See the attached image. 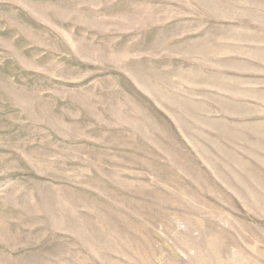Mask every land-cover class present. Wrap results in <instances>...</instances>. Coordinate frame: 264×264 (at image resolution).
Instances as JSON below:
<instances>
[{
    "label": "rangeland",
    "instance_id": "1",
    "mask_svg": "<svg viewBox=\"0 0 264 264\" xmlns=\"http://www.w3.org/2000/svg\"><path fill=\"white\" fill-rule=\"evenodd\" d=\"M193 19L218 26L200 53L177 40ZM258 28L264 0H0V264H264V111L237 104L264 98L233 73L232 108L200 114L214 133L188 135L198 156L154 96L191 83L163 64L218 72L197 88L264 76Z\"/></svg>",
    "mask_w": 264,
    "mask_h": 264
},
{
    "label": "crops",
    "instance_id": "2",
    "mask_svg": "<svg viewBox=\"0 0 264 264\" xmlns=\"http://www.w3.org/2000/svg\"><path fill=\"white\" fill-rule=\"evenodd\" d=\"M181 20L177 19L174 20L172 22V25L174 24H178L180 23ZM187 23H191L195 26H202V28H199L198 30H192L191 32L180 36L177 38V40L181 41L184 44V48L185 50H191V51H198V52H192V53H200L202 50L204 49V43L207 42V38L211 35V31H213V29L217 28V24L216 21L210 22L207 20H201V19H193L191 21H186ZM180 26V25H177ZM221 27L223 28V30L227 33V34H231L233 33L232 31H227V29H232V28H249L248 26L246 27H234L233 25H223L221 24ZM170 31V30H168ZM167 31V32H168ZM253 32L257 35H261V37L264 38V28H258L255 29V31H249L247 32L249 35H254ZM163 35V33L161 34V36ZM164 43V42H162ZM264 42H257V43H250V46H259L261 47ZM247 44V43H245ZM156 47V46H155ZM255 48V47H254ZM258 48V47H257ZM263 48V47H261ZM260 49V48H258ZM263 50L264 49H260ZM211 53L207 52L204 55V59L207 60L210 57ZM260 57V56H259ZM173 60H179L175 58H170ZM260 61H262V63L264 64V56L259 58ZM227 61V62H226ZM225 61L226 65H230L227 64L228 62L231 61V58L227 59ZM247 62V61H245ZM251 62L255 63L254 61L250 60L249 63L252 64ZM163 64V63H162ZM165 71H167V75L169 76H179L181 74H186L184 72H188L187 74V79L191 80V83L189 82H183V84L181 83V86L177 89H180L181 91L179 92L176 89H172L169 88L167 86H163L160 89H157L158 91H155V105L160 109V111L162 112V115L164 116L163 118V127L165 128V124L166 123L168 125V123H172L171 128L168 125V128H165L166 132L171 135V133L173 134L174 137H177V135L175 134L174 130H176L177 134L180 136H182L183 142L185 145L189 146V136L191 135L194 138L199 139V137H204L205 140L210 138L211 133H214V131H212L213 129L216 130V126L213 125L210 121L211 118L207 117L205 118L204 122L201 123V113H202V108H209L211 110L214 111H221V110H217L216 108L218 107H227L228 109H231L233 104H235L234 102V97L231 96V94H229V91H233L232 86L229 85V80L233 81V76L235 74H237L239 76V78H237L236 80H241L243 81H252L253 83L251 85H253V88L248 85V91L254 92L255 95L253 94H247V96L249 98L252 99V97H254L255 99H259L260 97L264 98V76H260L259 79H255L253 77H251L250 79L248 78L249 74H241L239 72H231V71H222L221 73H219L218 76L222 77V81L223 83H219L221 85H201L204 86L203 88H197L199 87V84H195V82H200L199 80H201V76H205V77H216L217 73L214 70H210L207 69V67L202 66L200 64H198L197 62L192 64H180V63H175L172 64L170 66L165 65ZM253 65V64H252ZM179 67V68H178ZM172 68H178L177 71H172ZM169 69V70H168ZM193 72V75H191V73ZM162 74H164L162 72ZM190 75V78H189ZM244 75H248V76H244ZM209 77V78H210ZM179 78V77H178ZM208 78V79H209ZM213 80H215L213 78ZM178 80H176L177 82ZM230 81V82H232ZM168 82H170L168 80ZM180 83V82H178ZM177 83V84H178ZM203 83H210L209 82H203ZM215 84H218L217 82H215ZM206 85V84H205ZM206 88V89H204ZM247 93V91H245ZM233 94V92H231ZM145 95H151V92H145ZM243 97L246 95H242ZM246 99V98H243ZM237 104H239L238 106H254L257 107L258 112H263L264 111V103H262L261 101L257 103V101L254 100H242V101H237ZM230 105V106H227ZM208 111V110H207ZM216 113V112H213ZM261 114V113H260ZM209 115V114H207ZM220 118L222 116H219ZM213 118L215 119L216 117L213 116ZM264 120V117H262ZM224 120V119H223ZM221 121V119H220ZM225 122V120H224ZM229 122V121H228ZM251 122V121H249ZM243 124V123H242ZM174 128V129H173ZM145 129L147 130V127L145 126ZM164 130V129H163ZM162 130V133H163ZM170 130V131H169ZM192 132L194 134H192ZM229 132V131H227ZM224 133V136L227 138H231V139H237L235 135L231 134L229 135V133ZM109 132L106 133L107 137H106V141L107 142H111L112 141H116L115 143L119 142L118 137H114L112 139V137L110 135ZM214 135H217V133H215ZM213 135V136H214ZM212 136V137H213ZM211 137V138H212ZM122 138V137H121ZM144 138L146 140V142H153L150 139L147 138V136L144 135ZM118 139V140H117ZM123 139H127V138H123ZM149 142V143H150ZM110 143V144H111ZM100 146L97 148V151L102 152V153H108L110 155L113 154L114 147H110V146H106V145H102L101 143H98ZM108 144V145H110ZM151 144V143H150ZM223 147H225L223 144H221ZM226 145V144H225ZM89 146L95 147L94 145L89 144ZM152 148L153 146L156 148H160L157 147L158 145L156 143L153 142L152 145H150ZM192 149L193 154H198L195 152V150L190 147ZM226 148V147H225ZM209 152L205 150L204 153H201L202 155L208 154ZM156 155H159L158 153H155ZM160 154H161V158H162V162L161 164V168H164V170L171 172V174L176 178H183L186 176L185 172L182 170V165H184L185 161H176V163L172 162L169 157L167 156V154L160 149ZM190 155H192L191 153H189ZM198 156H200L198 154ZM151 158V157H150ZM153 158V157H152ZM164 161V162H163ZM187 161L189 162V159H187ZM157 162V161H156ZM151 163H153V159L151 160ZM158 163V162H157ZM187 163V162H186ZM191 166V165H190ZM181 180V182H182ZM163 183V182H162ZM161 183V184H162ZM186 185H188L187 183H185ZM170 185V184H169ZM181 191H184L181 189Z\"/></svg>",
    "mask_w": 264,
    "mask_h": 264
}]
</instances>
